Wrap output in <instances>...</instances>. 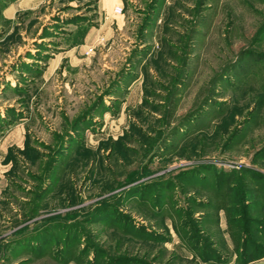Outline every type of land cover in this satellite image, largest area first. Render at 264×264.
I'll use <instances>...</instances> for the list:
<instances>
[{"label":"rangeland","instance_id":"rangeland-1","mask_svg":"<svg viewBox=\"0 0 264 264\" xmlns=\"http://www.w3.org/2000/svg\"><path fill=\"white\" fill-rule=\"evenodd\" d=\"M243 211L264 0H0V264H238Z\"/></svg>","mask_w":264,"mask_h":264},{"label":"trees","instance_id":"trees-1","mask_svg":"<svg viewBox=\"0 0 264 264\" xmlns=\"http://www.w3.org/2000/svg\"><path fill=\"white\" fill-rule=\"evenodd\" d=\"M243 202L244 201H241V203ZM244 213L245 216H243V218L242 215H239L237 217L238 231L233 232V230L230 229V237L233 243V248L231 249V252L239 254L237 256L238 264H254V262L258 261L261 258H264V229L261 228V226H264V213L260 214L262 217H260L259 220L250 219L249 216H247L253 214V212H249V214L248 211H243V214ZM251 230L254 233L256 230H260L262 235H260L259 239L263 243L253 241L255 235H251ZM221 246L224 247V245Z\"/></svg>","mask_w":264,"mask_h":264},{"label":"built area","instance_id":"built-area-1","mask_svg":"<svg viewBox=\"0 0 264 264\" xmlns=\"http://www.w3.org/2000/svg\"><path fill=\"white\" fill-rule=\"evenodd\" d=\"M113 13L116 15H120L122 13V7L120 5H115L113 7Z\"/></svg>","mask_w":264,"mask_h":264},{"label":"crops","instance_id":"crops-1","mask_svg":"<svg viewBox=\"0 0 264 264\" xmlns=\"http://www.w3.org/2000/svg\"><path fill=\"white\" fill-rule=\"evenodd\" d=\"M255 264H264V259L258 260Z\"/></svg>","mask_w":264,"mask_h":264}]
</instances>
